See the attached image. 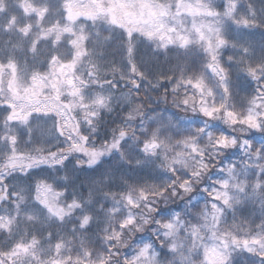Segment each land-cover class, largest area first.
Masks as SVG:
<instances>
[{
  "label": "snow or ice",
  "instance_id": "snow-or-ice-1",
  "mask_svg": "<svg viewBox=\"0 0 264 264\" xmlns=\"http://www.w3.org/2000/svg\"><path fill=\"white\" fill-rule=\"evenodd\" d=\"M0 264H264V0H0Z\"/></svg>",
  "mask_w": 264,
  "mask_h": 264
}]
</instances>
